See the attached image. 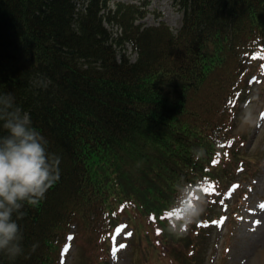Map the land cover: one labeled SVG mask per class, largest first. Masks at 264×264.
Returning <instances> with one entry per match:
<instances>
[{
    "label": "trees",
    "instance_id": "trees-1",
    "mask_svg": "<svg viewBox=\"0 0 264 264\" xmlns=\"http://www.w3.org/2000/svg\"><path fill=\"white\" fill-rule=\"evenodd\" d=\"M175 1L177 32L148 24L141 1L0 0V91L60 156L59 178L20 218L23 254L0 264H63L73 225L71 264H112L124 216L131 264H215L212 233L234 218L229 191L252 172L236 118L259 44L264 61V0ZM193 146L206 155L194 159ZM187 182L205 211L172 232Z\"/></svg>",
    "mask_w": 264,
    "mask_h": 264
},
{
    "label": "clouds",
    "instance_id": "clouds-1",
    "mask_svg": "<svg viewBox=\"0 0 264 264\" xmlns=\"http://www.w3.org/2000/svg\"><path fill=\"white\" fill-rule=\"evenodd\" d=\"M264 89H256L249 102L237 114L240 129L258 126L264 121ZM193 158L206 155L204 146H193ZM60 156L49 149L47 137L35 126L29 110L16 102L11 91H0V253L15 260L24 252V233L20 218L25 205H38L48 189L59 178ZM193 183L183 185L185 191L171 207L176 209L169 219L168 230L182 232L205 211L206 198Z\"/></svg>",
    "mask_w": 264,
    "mask_h": 264
},
{
    "label": "rangeland",
    "instance_id": "rangeland-1",
    "mask_svg": "<svg viewBox=\"0 0 264 264\" xmlns=\"http://www.w3.org/2000/svg\"><path fill=\"white\" fill-rule=\"evenodd\" d=\"M120 0H111V3ZM125 2L141 1L148 9L146 22L156 23L160 20L167 22L175 30L181 25L182 12L177 8L175 0H123ZM116 30V27L114 28ZM134 56V55H133ZM254 59V58H252ZM251 64L250 61H248ZM255 73L256 80L254 86H249L245 102H249L250 96L256 89H264V73ZM243 103V104H244ZM264 121V116L261 117ZM236 134L246 136L245 150L250 158L247 165L251 168L252 177L243 179L242 189L246 192L245 201L239 209V218L235 223L233 233L229 232L230 248L228 251L230 264H264V123L252 128L240 129L237 127ZM122 220H126L122 218ZM74 227V226H73ZM227 231V225L223 228V233ZM131 229L123 226L118 233L117 240L121 248L113 257L114 264H131L129 237ZM69 241V242H68ZM65 250L62 252V263L71 264L73 260L79 258V251L75 243L68 240ZM225 241L224 237L220 242ZM128 242V243H127Z\"/></svg>",
    "mask_w": 264,
    "mask_h": 264
}]
</instances>
